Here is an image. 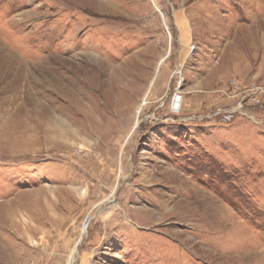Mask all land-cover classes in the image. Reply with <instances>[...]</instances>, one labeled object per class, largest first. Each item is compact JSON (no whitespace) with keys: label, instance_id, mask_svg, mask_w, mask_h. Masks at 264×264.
Masks as SVG:
<instances>
[{"label":"rangeland","instance_id":"rangeland-1","mask_svg":"<svg viewBox=\"0 0 264 264\" xmlns=\"http://www.w3.org/2000/svg\"><path fill=\"white\" fill-rule=\"evenodd\" d=\"M0 264H264V0H0Z\"/></svg>","mask_w":264,"mask_h":264},{"label":"bare ground","instance_id":"bare-ground-1","mask_svg":"<svg viewBox=\"0 0 264 264\" xmlns=\"http://www.w3.org/2000/svg\"><path fill=\"white\" fill-rule=\"evenodd\" d=\"M182 102H183V97H178V100L176 102H173V108H174L173 110L180 112L182 110ZM84 233H85V228L82 229V234H84ZM75 255H76V251L74 250L71 253L69 260H71Z\"/></svg>","mask_w":264,"mask_h":264},{"label":"built area","instance_id":"built-area-1","mask_svg":"<svg viewBox=\"0 0 264 264\" xmlns=\"http://www.w3.org/2000/svg\"><path fill=\"white\" fill-rule=\"evenodd\" d=\"M178 100V96H176L175 98H174V102H176Z\"/></svg>","mask_w":264,"mask_h":264},{"label":"water","instance_id":"water-1","mask_svg":"<svg viewBox=\"0 0 264 264\" xmlns=\"http://www.w3.org/2000/svg\"><path fill=\"white\" fill-rule=\"evenodd\" d=\"M79 244V243H78ZM78 244H77V246H78ZM77 248V247H76Z\"/></svg>","mask_w":264,"mask_h":264}]
</instances>
